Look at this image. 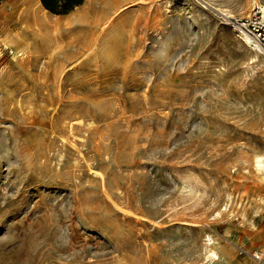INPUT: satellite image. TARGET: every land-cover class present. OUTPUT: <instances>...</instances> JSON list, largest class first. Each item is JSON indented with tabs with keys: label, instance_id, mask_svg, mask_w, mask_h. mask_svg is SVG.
I'll return each mask as SVG.
<instances>
[{
	"label": "rangeland",
	"instance_id": "rangeland-1",
	"mask_svg": "<svg viewBox=\"0 0 264 264\" xmlns=\"http://www.w3.org/2000/svg\"><path fill=\"white\" fill-rule=\"evenodd\" d=\"M99 1L0 0V264H258L264 0Z\"/></svg>",
	"mask_w": 264,
	"mask_h": 264
},
{
	"label": "built area",
	"instance_id": "built-area-1",
	"mask_svg": "<svg viewBox=\"0 0 264 264\" xmlns=\"http://www.w3.org/2000/svg\"><path fill=\"white\" fill-rule=\"evenodd\" d=\"M224 22L233 31H242L247 34L264 55V13L257 4H253L247 14L225 17ZM239 252H245V250L240 248ZM250 256L258 264H264V251L252 252Z\"/></svg>",
	"mask_w": 264,
	"mask_h": 264
},
{
	"label": "bare ground",
	"instance_id": "bare-ground-1",
	"mask_svg": "<svg viewBox=\"0 0 264 264\" xmlns=\"http://www.w3.org/2000/svg\"><path fill=\"white\" fill-rule=\"evenodd\" d=\"M119 2H120V0H100L99 1V6L98 7H101V9H97V12H101V14H105L106 13V11L109 9V8H111V7H117V5L119 4ZM255 2L256 1H254L253 3L255 4ZM256 4H258V6L260 7V9L263 11V13H264V3H262V2H258V3H256ZM40 6H41V4H40ZM42 7V6H41ZM45 10V9H44ZM46 11V10H45ZM223 14H225V15H227L228 17L230 16V14H226V13H223ZM24 16H25V20H22V21H26L27 22V20L28 21H32V22H34V23H37L38 25H41V26H46L47 24H48V21H47V19L45 18V16H42V15H39V14H37V13H35V12H33L32 14H30V15H25L24 14ZM226 16V17H227ZM6 17V16H5ZM20 17H22V16H20ZM17 21H19L18 19H17ZM31 22V23H32ZM29 23V22H28ZM235 33H236V36L238 37V39L245 45V46H247L248 48H250V49H253V50H255V51H257V52H261V50H260V48H259V46L247 35V34H245L244 32H242V31H235ZM257 161V160H256ZM258 162V161H257ZM256 162V163H257ZM260 164H261V162H259ZM212 252H214V251H212ZM211 253V252H210ZM212 255H214V253H211Z\"/></svg>",
	"mask_w": 264,
	"mask_h": 264
},
{
	"label": "trees",
	"instance_id": "trees-1",
	"mask_svg": "<svg viewBox=\"0 0 264 264\" xmlns=\"http://www.w3.org/2000/svg\"><path fill=\"white\" fill-rule=\"evenodd\" d=\"M84 0H40L42 7L53 14L63 15L80 5Z\"/></svg>",
	"mask_w": 264,
	"mask_h": 264
},
{
	"label": "crops",
	"instance_id": "crops-1",
	"mask_svg": "<svg viewBox=\"0 0 264 264\" xmlns=\"http://www.w3.org/2000/svg\"><path fill=\"white\" fill-rule=\"evenodd\" d=\"M84 2V1H83ZM83 2L80 4V5H78V6H75V7H81L82 6V4H83ZM9 6V5H8ZM15 5L14 4H12V5H10V7H14Z\"/></svg>",
	"mask_w": 264,
	"mask_h": 264
}]
</instances>
